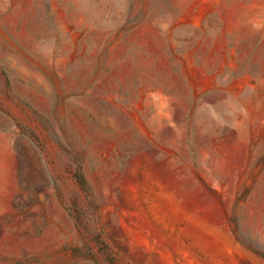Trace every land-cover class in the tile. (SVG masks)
<instances>
[{"label":"rangeland","instance_id":"1","mask_svg":"<svg viewBox=\"0 0 264 264\" xmlns=\"http://www.w3.org/2000/svg\"><path fill=\"white\" fill-rule=\"evenodd\" d=\"M228 236L264 264V0H0V264Z\"/></svg>","mask_w":264,"mask_h":264},{"label":"crops","instance_id":"2","mask_svg":"<svg viewBox=\"0 0 264 264\" xmlns=\"http://www.w3.org/2000/svg\"><path fill=\"white\" fill-rule=\"evenodd\" d=\"M216 264H236V239L228 236L224 247L217 254Z\"/></svg>","mask_w":264,"mask_h":264},{"label":"trees","instance_id":"3","mask_svg":"<svg viewBox=\"0 0 264 264\" xmlns=\"http://www.w3.org/2000/svg\"><path fill=\"white\" fill-rule=\"evenodd\" d=\"M76 177H77V181H78V183H79L82 187H85L86 182H85V179H84L83 174H82L81 172L78 171V172L76 173Z\"/></svg>","mask_w":264,"mask_h":264}]
</instances>
